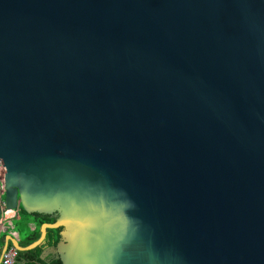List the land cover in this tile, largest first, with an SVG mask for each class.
Here are the masks:
<instances>
[{
	"label": "water",
	"instance_id": "1",
	"mask_svg": "<svg viewBox=\"0 0 264 264\" xmlns=\"http://www.w3.org/2000/svg\"><path fill=\"white\" fill-rule=\"evenodd\" d=\"M0 165L20 251L264 264V0H0Z\"/></svg>",
	"mask_w": 264,
	"mask_h": 264
},
{
	"label": "trees",
	"instance_id": "2",
	"mask_svg": "<svg viewBox=\"0 0 264 264\" xmlns=\"http://www.w3.org/2000/svg\"><path fill=\"white\" fill-rule=\"evenodd\" d=\"M21 213L33 219L36 222V228L31 233L27 241V245L39 239L41 236V225L46 222H55L58 218L57 214H44V213H28L24 208L20 207ZM63 227L58 228H48L46 240L39 246L28 251H19V256L24 255L26 258L30 259L35 264H63L59 257L52 259L51 261L42 257V254L46 247H56L61 240V231Z\"/></svg>",
	"mask_w": 264,
	"mask_h": 264
},
{
	"label": "crops",
	"instance_id": "3",
	"mask_svg": "<svg viewBox=\"0 0 264 264\" xmlns=\"http://www.w3.org/2000/svg\"><path fill=\"white\" fill-rule=\"evenodd\" d=\"M4 215H5V217L9 218V221H10V219L18 218V219L25 222V224L28 227V233L23 236V235H21V233L17 232V235L14 236V238L20 243L21 246H27V241H28L29 237L31 236V233L36 228V222L33 219H29L28 216L23 215L21 213L20 208H18L17 210H14V209L7 210L4 213ZM11 223L13 225L12 221H11ZM9 234L10 233L8 231L2 232L1 244L3 247H4V245H6L7 241H8V248L14 246L13 242L11 240H9V238H8ZM23 252H25V251H23ZM56 255H57V253L55 252L54 247H46L43 254H42V257L51 261L52 259H54L56 257ZM18 260L19 261H27L28 264H35V263H31L24 255L19 256Z\"/></svg>",
	"mask_w": 264,
	"mask_h": 264
},
{
	"label": "built area",
	"instance_id": "4",
	"mask_svg": "<svg viewBox=\"0 0 264 264\" xmlns=\"http://www.w3.org/2000/svg\"><path fill=\"white\" fill-rule=\"evenodd\" d=\"M3 188V185H2ZM8 222L9 224L5 225ZM8 231L12 236H16L17 232L14 231L12 223L9 221V218L5 217L3 214L0 218V264H14L19 258V251L16 247L12 246L7 248L3 252V246L1 244L2 232Z\"/></svg>",
	"mask_w": 264,
	"mask_h": 264
},
{
	"label": "rangeland",
	"instance_id": "5",
	"mask_svg": "<svg viewBox=\"0 0 264 264\" xmlns=\"http://www.w3.org/2000/svg\"><path fill=\"white\" fill-rule=\"evenodd\" d=\"M0 178H1V180H3V178H4V171H3V167L1 165H0ZM11 221L13 222L14 231L21 233V235H23V236L28 233V227L24 221H22L18 218L10 219V222ZM7 224H8V222L5 223V225H7Z\"/></svg>",
	"mask_w": 264,
	"mask_h": 264
},
{
	"label": "flooded vegetation",
	"instance_id": "6",
	"mask_svg": "<svg viewBox=\"0 0 264 264\" xmlns=\"http://www.w3.org/2000/svg\"><path fill=\"white\" fill-rule=\"evenodd\" d=\"M50 247H51V246H50ZM55 252H56V251H55ZM56 253H57V252H56ZM57 255H58V254H57ZM57 255H56V257H58ZM56 257H55V258H56ZM27 259H28V258H27ZM28 260H29L31 263H33L30 259H28ZM17 261H19V260L17 259L16 262H17ZM30 262H29V263H30Z\"/></svg>",
	"mask_w": 264,
	"mask_h": 264
}]
</instances>
